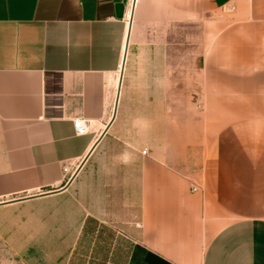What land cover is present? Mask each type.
<instances>
[{
	"label": "crops",
	"instance_id": "1",
	"mask_svg": "<svg viewBox=\"0 0 264 264\" xmlns=\"http://www.w3.org/2000/svg\"><path fill=\"white\" fill-rule=\"evenodd\" d=\"M239 2L200 94L233 121L172 157L167 29ZM261 39L264 0H0V264H264Z\"/></svg>",
	"mask_w": 264,
	"mask_h": 264
},
{
	"label": "rangeland",
	"instance_id": "2",
	"mask_svg": "<svg viewBox=\"0 0 264 264\" xmlns=\"http://www.w3.org/2000/svg\"><path fill=\"white\" fill-rule=\"evenodd\" d=\"M246 26L245 8L239 2L237 6L230 5L208 14L203 24L192 21L189 26L168 27L163 42L169 49L168 67L171 70L168 77L173 84L168 97V107L173 115L170 124L176 130L173 141L183 150L173 151L172 157L180 154L197 164L204 157L205 144L218 128L233 121L209 117L211 109L201 102L200 94L205 79L215 77V74H231L224 64L230 63L231 48L239 43L247 45ZM263 42L261 39L259 49Z\"/></svg>",
	"mask_w": 264,
	"mask_h": 264
},
{
	"label": "built area",
	"instance_id": "3",
	"mask_svg": "<svg viewBox=\"0 0 264 264\" xmlns=\"http://www.w3.org/2000/svg\"><path fill=\"white\" fill-rule=\"evenodd\" d=\"M198 107H200V105H198ZM72 128L75 135L83 136L90 132L91 126L88 120L78 117L72 120ZM145 152L146 151L143 150L142 154H145ZM76 171L77 168H75L74 170H71L69 167L63 168V172L65 175H67L69 180L75 175ZM190 192L191 193L197 192V187L193 183L190 184Z\"/></svg>",
	"mask_w": 264,
	"mask_h": 264
},
{
	"label": "bare ground",
	"instance_id": "4",
	"mask_svg": "<svg viewBox=\"0 0 264 264\" xmlns=\"http://www.w3.org/2000/svg\"><path fill=\"white\" fill-rule=\"evenodd\" d=\"M136 1V0H135ZM135 2L132 3V10H133V6H134Z\"/></svg>",
	"mask_w": 264,
	"mask_h": 264
},
{
	"label": "water",
	"instance_id": "5",
	"mask_svg": "<svg viewBox=\"0 0 264 264\" xmlns=\"http://www.w3.org/2000/svg\"><path fill=\"white\" fill-rule=\"evenodd\" d=\"M133 9H134V6H133ZM116 103V102H115ZM114 109H115V106H114ZM113 114H114V110H113Z\"/></svg>",
	"mask_w": 264,
	"mask_h": 264
}]
</instances>
